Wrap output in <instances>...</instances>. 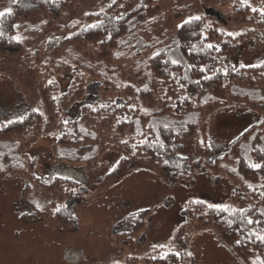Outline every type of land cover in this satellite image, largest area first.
Wrapping results in <instances>:
<instances>
[{
	"label": "trees",
	"instance_id": "trees-1",
	"mask_svg": "<svg viewBox=\"0 0 264 264\" xmlns=\"http://www.w3.org/2000/svg\"><path fill=\"white\" fill-rule=\"evenodd\" d=\"M231 1L232 24L245 27L246 37L264 38V14H261L264 0ZM28 2L29 5H24L15 0L0 15V58H15L21 66L27 63L24 54L33 52L31 55L36 59L39 52L37 47L24 48L23 42L33 41L34 46L39 36L45 42L48 38L43 34L50 30L55 36L53 24L77 11L87 0ZM159 9L157 0H113L104 10L87 15L111 21L64 38L60 46L51 50L59 59L62 54L60 60L66 61L65 69L75 66L69 64L67 58L76 62L80 57H93L95 63L106 66L113 56L119 59L127 52H131V56L147 52L144 65L149 68L150 80L138 85L123 73L119 74L118 83L98 82L101 89L98 98L102 103L96 112L85 104L89 100L88 85L78 73L66 86L60 83L59 87L58 81L39 84L41 112L32 108L28 90L15 77H10L32 115L17 129L0 131V179L6 173L23 176L21 170L31 166L24 149L38 137L59 128L60 135L51 149L58 161L92 165L104 153L120 155L117 166L101 180L100 188L110 186L131 164L146 167L170 182L189 184L192 177L185 171L186 159L176 156L177 142L195 138L196 153L208 157L205 168L234 181L237 191L232 198L240 196L241 207L208 206L190 200L182 212L185 222L168 246L152 247L141 257H130L121 264H190L186 240L206 227H213L243 264H264V242L259 239L264 236V167H251L253 164L264 166V122L250 127L222 156L211 155L207 131L210 115L227 106L253 111L264 121V64L235 68L230 59L242 40L221 32L217 22H208L205 15L182 22L167 40L163 41V37L168 36L165 33L162 38L155 37L153 27ZM37 17L43 20L30 27L32 30L36 26L37 36L30 31L28 36L23 35L21 32L27 22ZM257 38L256 47H263L264 41ZM27 70L33 71L31 67ZM189 88H193L191 92ZM51 91H56V95L52 96ZM75 108L79 112L77 117L65 115ZM229 155L235 159L234 167L219 166ZM68 181L65 176L43 185L54 197L52 215L29 203L25 198L28 187L24 188L21 200L33 211L31 219H44L61 231L74 228V218L64 204L65 195L56 192ZM146 215L145 211L139 212L121 222L115 234L121 247L133 244V235L143 228Z\"/></svg>",
	"mask_w": 264,
	"mask_h": 264
},
{
	"label": "rangeland",
	"instance_id": "rangeland-1",
	"mask_svg": "<svg viewBox=\"0 0 264 264\" xmlns=\"http://www.w3.org/2000/svg\"><path fill=\"white\" fill-rule=\"evenodd\" d=\"M14 1L0 0V13ZM157 1L160 9L153 27L155 37L162 38L165 33L168 36L163 37V41L167 40L182 22L205 15L208 22H217L221 32L231 33L242 40L230 59L235 68L264 64V46L256 47L257 37H246L245 27L232 24L231 0ZM112 2L87 0L77 11L53 24L55 36L48 29L50 31L43 34L47 41L44 42V38L39 36V42L34 46L33 41L32 44L23 42L24 48L34 50L37 47L39 50L36 59L31 55L33 52L24 54L28 58L26 66H21L18 60L9 56L0 58V131L17 129L32 115V110L12 84V76L28 90L32 108L40 112L43 108L40 105L39 84L50 85L58 81V86L60 83L66 86L65 83L78 73L79 78L85 79L88 85L89 100L85 104L92 109L90 111L96 112L95 109L102 103L98 98L101 92L98 82L118 83L121 80L119 74L123 73L138 85L150 80L149 68L144 65L147 61L146 51L138 56H131L132 53L127 52L119 59L113 56L106 66L95 63L93 57H80L76 62L67 58V62L75 66L66 69V61L60 60L63 59L62 54L59 59L51 52L60 46L62 39L80 35L95 25L111 21L110 18H88L87 15L104 10ZM20 3L29 5L28 0H20ZM42 20V17L30 20L21 33L28 36L30 31L37 36L36 26ZM33 23L36 26L31 30ZM257 39L264 41V38ZM29 67L32 72L27 70ZM192 89L189 88V91ZM50 94L54 96L56 91ZM78 113L75 108L74 112L70 110L65 115L75 118ZM262 119L259 114L245 108L227 106L217 109L210 115L207 127L211 155L225 154L229 146L250 127L264 122ZM59 135L60 130L56 128L24 149L31 166L27 165L21 170L23 176L6 173L0 179V264H121L130 257H141L152 247L168 246L176 230L185 222L182 212L190 200L217 207L231 204L234 208H240L242 205L240 196L232 198L237 191L234 181L220 172L214 173L205 168L208 157L196 153L195 138L177 142L176 151L177 157L186 159L185 171L191 175V183L170 182L146 167L131 164L110 186L100 188L101 180L117 166L120 155L104 153L92 165L58 161L51 149ZM234 164L235 159L229 155L219 166L231 169ZM65 176L69 178L68 183L56 192L65 195L64 204L74 218L75 226L69 231L58 230L44 219H31L33 211L21 200L24 188L28 187L26 200L41 212L52 215L54 197L43 185ZM143 211L147 213L143 228L133 235V244L121 247L115 238L121 222ZM185 245L190 264H243L213 227L192 233Z\"/></svg>",
	"mask_w": 264,
	"mask_h": 264
},
{
	"label": "snow or ice",
	"instance_id": "snow-or-ice-1",
	"mask_svg": "<svg viewBox=\"0 0 264 264\" xmlns=\"http://www.w3.org/2000/svg\"><path fill=\"white\" fill-rule=\"evenodd\" d=\"M253 10L255 11V9H253ZM261 14H264V10H262ZM0 15H3V13H0ZM196 19H200V18H199V17H196ZM229 35H232V34L229 33ZM209 47H212V46L209 45ZM251 167H252L253 169H259V168L264 167V166H262V165H260V164H253V165H251ZM249 223H252V221L249 220ZM259 239H260L262 242H264V236H260Z\"/></svg>",
	"mask_w": 264,
	"mask_h": 264
},
{
	"label": "flooded vegetation",
	"instance_id": "flooded-vegetation-1",
	"mask_svg": "<svg viewBox=\"0 0 264 264\" xmlns=\"http://www.w3.org/2000/svg\"><path fill=\"white\" fill-rule=\"evenodd\" d=\"M78 176H81L79 173H77Z\"/></svg>",
	"mask_w": 264,
	"mask_h": 264
}]
</instances>
